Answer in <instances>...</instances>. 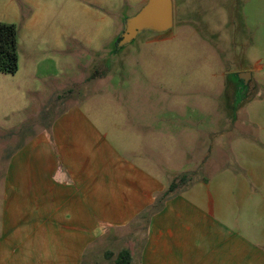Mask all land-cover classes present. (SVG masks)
<instances>
[{
	"label": "rangeland",
	"instance_id": "rangeland-1",
	"mask_svg": "<svg viewBox=\"0 0 264 264\" xmlns=\"http://www.w3.org/2000/svg\"><path fill=\"white\" fill-rule=\"evenodd\" d=\"M172 1V31L117 50L147 0H0V23L20 28L18 72L0 73L5 264L13 248L20 264H118L111 253L128 243L139 264L174 197L239 170L244 145L264 147V0ZM51 161L70 185L45 171Z\"/></svg>",
	"mask_w": 264,
	"mask_h": 264
},
{
	"label": "crops",
	"instance_id": "crops-1",
	"mask_svg": "<svg viewBox=\"0 0 264 264\" xmlns=\"http://www.w3.org/2000/svg\"><path fill=\"white\" fill-rule=\"evenodd\" d=\"M48 143L46 138L40 139L33 149ZM63 151L72 154L67 146H63ZM241 156L239 170H226L199 182L166 205L150 223L139 264H216V254L224 249L235 259L228 264H264V147L244 145ZM56 163L51 161V167L45 171L54 172ZM86 168L72 176L83 183ZM69 178L68 174L66 180ZM141 193L138 195L150 194ZM7 195L6 204L9 202ZM70 230L78 231L71 227ZM7 237L2 235L0 242ZM123 246L116 253L112 252L111 257L120 261V254L128 250L131 254L129 264H134L135 246L130 243ZM11 254L19 256L10 264H20V250L13 248ZM0 264H5L1 258Z\"/></svg>",
	"mask_w": 264,
	"mask_h": 264
},
{
	"label": "water",
	"instance_id": "water-1",
	"mask_svg": "<svg viewBox=\"0 0 264 264\" xmlns=\"http://www.w3.org/2000/svg\"><path fill=\"white\" fill-rule=\"evenodd\" d=\"M173 12L172 0H147L137 14L124 21L123 33L116 43L117 50L128 47L142 34L161 35L172 31L174 27ZM239 78L248 82L251 74H241Z\"/></svg>",
	"mask_w": 264,
	"mask_h": 264
},
{
	"label": "trees",
	"instance_id": "trees-1",
	"mask_svg": "<svg viewBox=\"0 0 264 264\" xmlns=\"http://www.w3.org/2000/svg\"><path fill=\"white\" fill-rule=\"evenodd\" d=\"M19 69L18 57V27L15 24L0 23V73L15 75ZM191 180L190 175L184 174L177 177L163 199H169ZM185 187V186H184ZM188 188L185 187L184 191ZM131 254L128 250L120 254L118 264H129Z\"/></svg>",
	"mask_w": 264,
	"mask_h": 264
},
{
	"label": "clouds",
	"instance_id": "clouds-1",
	"mask_svg": "<svg viewBox=\"0 0 264 264\" xmlns=\"http://www.w3.org/2000/svg\"><path fill=\"white\" fill-rule=\"evenodd\" d=\"M67 178H68V173L62 166H58L57 169L53 172L52 179L54 182H61L62 183ZM68 182L70 185L71 180H69Z\"/></svg>",
	"mask_w": 264,
	"mask_h": 264
},
{
	"label": "flooded vegetation",
	"instance_id": "flooded-vegetation-1",
	"mask_svg": "<svg viewBox=\"0 0 264 264\" xmlns=\"http://www.w3.org/2000/svg\"><path fill=\"white\" fill-rule=\"evenodd\" d=\"M166 34V33H165ZM161 35H163V34H161ZM242 81V83L244 84V85H248V82H245V81H243V80H241Z\"/></svg>",
	"mask_w": 264,
	"mask_h": 264
}]
</instances>
